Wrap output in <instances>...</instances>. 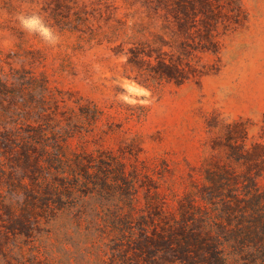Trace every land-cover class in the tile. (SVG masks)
<instances>
[{"label":"rangeland","instance_id":"374dc122","mask_svg":"<svg viewBox=\"0 0 264 264\" xmlns=\"http://www.w3.org/2000/svg\"><path fill=\"white\" fill-rule=\"evenodd\" d=\"M20 14L39 15L55 39L24 30ZM0 57L5 72H25L34 84L24 102L0 96V199L17 210L30 171L57 172L45 157L58 154L90 171L120 168L133 186V217L154 213L149 234L162 232V219L175 225L181 206L210 211L199 194L205 168L224 161L226 125L244 123L250 140L262 125L264 0H0ZM179 64L181 84L158 75H176ZM42 81L46 120L5 118L14 106L41 111L34 91ZM35 131L37 140L14 139ZM83 202L88 212L97 203V225L63 214L31 221L20 236L0 220V264H135L132 240L101 220L115 205L131 211L129 200L100 192ZM172 256L153 253L146 264H182L167 262Z\"/></svg>","mask_w":264,"mask_h":264},{"label":"trees","instance_id":"16d2710c","mask_svg":"<svg viewBox=\"0 0 264 264\" xmlns=\"http://www.w3.org/2000/svg\"><path fill=\"white\" fill-rule=\"evenodd\" d=\"M2 62L3 58L0 57V96L3 99H12V103L18 97L24 102V96L29 95L28 87H33L34 84L29 81L30 78L25 72H5ZM179 66L181 67L176 75L167 68L157 70L158 75L174 77L176 82L181 84L186 77L182 64ZM38 84L39 92H34L42 110L38 112L28 107L14 106V109H5V118H13L23 123H40L46 120L48 87L44 81ZM57 126L62 129L59 124ZM226 130V142L223 144L224 161H216L205 168L206 186L199 194L210 211L194 208L191 204L181 206L175 225L165 223L166 218L162 219L166 225L162 232L156 230L149 234L148 229L155 221L152 216L154 213L145 217H133L130 198L133 186L127 182L120 168L113 166V169L108 168L106 172L97 167L90 171L82 160L65 163L58 154H48L45 157L48 166L57 169V172L30 171L27 176L30 187L21 188L25 204L18 210L12 198L0 199V220L6 223L8 231L20 236L32 232L31 221L50 218L56 220L63 214L71 215L74 220L84 216L89 218L93 225H97L98 212H94L97 203L91 206L93 211L84 210L85 193L97 195L100 192H109L114 198L129 200L127 205L131 211L123 214L122 205H115L101 220L113 229L120 239L132 240L130 247L133 250L131 254L135 257L132 262L135 264L150 263L147 257L153 253H164L166 250H171L173 255L172 259L167 260L169 263L264 264V187L260 185V180L264 179V115L257 138L250 140L247 126L242 122L233 121L226 125ZM33 133L35 136L32 138L17 134L14 139L19 137L22 141L37 140L40 133ZM13 143L15 142L11 141L9 145L4 146L12 151ZM236 166L242 168L239 174L233 171ZM11 181L16 180L13 177ZM239 184H242L241 189ZM90 186L94 188H89ZM84 187L89 190L81 191ZM15 197L16 194L13 199ZM67 199L80 203L68 204ZM78 211L79 216L76 215ZM194 254L197 256H190Z\"/></svg>","mask_w":264,"mask_h":264},{"label":"clouds","instance_id":"9594fccd","mask_svg":"<svg viewBox=\"0 0 264 264\" xmlns=\"http://www.w3.org/2000/svg\"><path fill=\"white\" fill-rule=\"evenodd\" d=\"M17 18L21 27L29 33H38L43 39L50 42L55 39L52 29L44 23L39 15L32 14L26 16L20 14Z\"/></svg>","mask_w":264,"mask_h":264}]
</instances>
